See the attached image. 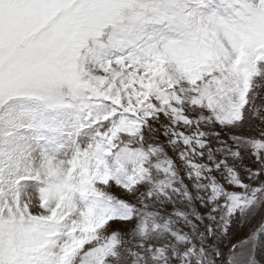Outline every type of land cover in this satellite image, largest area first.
<instances>
[{"label":"snow or ice","instance_id":"snow-or-ice-1","mask_svg":"<svg viewBox=\"0 0 264 264\" xmlns=\"http://www.w3.org/2000/svg\"><path fill=\"white\" fill-rule=\"evenodd\" d=\"M0 264H264V0H0Z\"/></svg>","mask_w":264,"mask_h":264}]
</instances>
